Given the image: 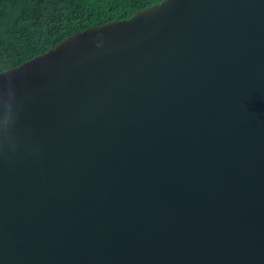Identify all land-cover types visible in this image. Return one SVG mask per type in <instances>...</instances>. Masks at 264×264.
I'll list each match as a JSON object with an SVG mask.
<instances>
[{
	"label": "water",
	"instance_id": "1",
	"mask_svg": "<svg viewBox=\"0 0 264 264\" xmlns=\"http://www.w3.org/2000/svg\"><path fill=\"white\" fill-rule=\"evenodd\" d=\"M0 264H264V0H163L1 72Z\"/></svg>",
	"mask_w": 264,
	"mask_h": 264
},
{
	"label": "trees",
	"instance_id": "2",
	"mask_svg": "<svg viewBox=\"0 0 264 264\" xmlns=\"http://www.w3.org/2000/svg\"><path fill=\"white\" fill-rule=\"evenodd\" d=\"M163 0H0V73L93 26Z\"/></svg>",
	"mask_w": 264,
	"mask_h": 264
}]
</instances>
